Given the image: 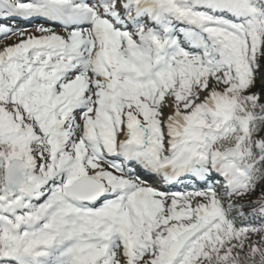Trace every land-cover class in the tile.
Here are the masks:
<instances>
[{"label":"snow or ice","instance_id":"6c2138e0","mask_svg":"<svg viewBox=\"0 0 264 264\" xmlns=\"http://www.w3.org/2000/svg\"><path fill=\"white\" fill-rule=\"evenodd\" d=\"M0 36V264H264V0H0Z\"/></svg>","mask_w":264,"mask_h":264},{"label":"rangeland","instance_id":"374dc122","mask_svg":"<svg viewBox=\"0 0 264 264\" xmlns=\"http://www.w3.org/2000/svg\"><path fill=\"white\" fill-rule=\"evenodd\" d=\"M34 30V28L32 29ZM31 31V30H30ZM17 38L15 36H9L7 39L0 36V48L15 43Z\"/></svg>","mask_w":264,"mask_h":264},{"label":"bare ground","instance_id":"6f19581e","mask_svg":"<svg viewBox=\"0 0 264 264\" xmlns=\"http://www.w3.org/2000/svg\"><path fill=\"white\" fill-rule=\"evenodd\" d=\"M31 31H32V29H31Z\"/></svg>","mask_w":264,"mask_h":264}]
</instances>
